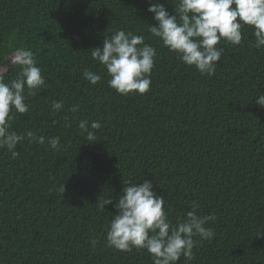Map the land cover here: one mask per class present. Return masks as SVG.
Segmentation results:
<instances>
[{
    "label": "trees",
    "instance_id": "16d2710c",
    "mask_svg": "<svg viewBox=\"0 0 264 264\" xmlns=\"http://www.w3.org/2000/svg\"><path fill=\"white\" fill-rule=\"evenodd\" d=\"M153 2L175 14L178 0ZM148 7V0H0V78L15 79V56L30 50L47 82L11 122L45 144L24 139L15 159L0 149V264H153L145 250L107 246L116 210L96 206L101 197L115 203L124 183L144 180L164 197L173 223L193 204L216 217L206 225L215 237L196 238L194 258L178 264H264V106L256 103L264 48L254 47L246 26L240 45H217L224 51L215 75H201L150 33L157 22ZM119 30L157 51L146 94H117L91 57ZM83 70L102 80L91 85ZM53 101L64 108L54 112ZM80 120L90 130L92 121L101 124L95 141L80 134ZM56 136L59 151L47 144Z\"/></svg>",
    "mask_w": 264,
    "mask_h": 264
},
{
    "label": "clouds",
    "instance_id": "9594fccd",
    "mask_svg": "<svg viewBox=\"0 0 264 264\" xmlns=\"http://www.w3.org/2000/svg\"><path fill=\"white\" fill-rule=\"evenodd\" d=\"M148 12L157 22L150 25V33L159 38L162 45L186 66L195 67L201 75H215L217 62L224 49L217 47L223 40L232 45H240L242 30L250 27L255 38L254 47L264 48V0H178L175 14H169L164 4L148 0ZM91 57L106 70L108 87L119 95H143L150 90L151 73L155 67L156 49L145 43L142 35L124 30L114 31L105 36L102 46L93 48ZM20 70L15 79L5 82L0 78V149H6L13 159L19 156L18 144L27 139L29 143L45 144V137L35 131L18 134L12 130L11 122L15 114L29 111L28 96L45 88L46 77L36 65L33 53L25 50L15 56ZM83 78L96 85L102 76L91 70H83ZM27 90V95L25 94ZM256 103L264 106V95L256 97ZM51 108L58 112L64 108L63 101H53ZM78 110L73 105L70 111ZM80 134L88 142L96 140L95 131L101 128L97 121L90 123L80 120ZM47 144L59 151L60 137H49ZM57 191L63 196L65 186ZM112 205L106 229V244L115 251L131 252L145 250L152 257L153 264H178L181 257L185 261L194 258L193 249L199 241L212 240L213 228L207 227L215 215L198 214V205L172 222L165 210L164 197L153 190V184L144 180L142 184L128 181L118 200L101 197L96 206L105 210ZM97 239H92L94 247Z\"/></svg>",
    "mask_w": 264,
    "mask_h": 264
}]
</instances>
